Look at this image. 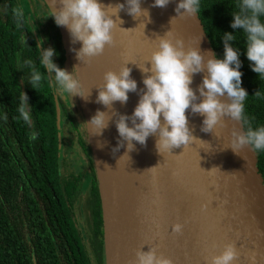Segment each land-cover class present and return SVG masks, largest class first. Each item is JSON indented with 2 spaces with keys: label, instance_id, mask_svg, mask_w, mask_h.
<instances>
[{
  "label": "water",
  "instance_id": "1",
  "mask_svg": "<svg viewBox=\"0 0 264 264\" xmlns=\"http://www.w3.org/2000/svg\"><path fill=\"white\" fill-rule=\"evenodd\" d=\"M46 2L51 12L61 6L59 0L58 6L53 5V0ZM99 2L105 6L126 4V0ZM178 2L170 0L161 8L152 6L154 0H141V8L150 15L137 19L121 10L118 16L123 24L117 16H112L117 20L112 32L113 44L106 45L103 54L82 61L72 51H78L81 43L73 44L68 30L57 26L65 58L68 64L72 63L85 98L90 93L87 101L82 99V114L101 203L105 264H130L142 246L141 251L153 247L158 256L172 259L173 264H210L211 257L221 254L229 243H235L239 253L232 264H264V181L257 154L246 147L237 155L228 148L233 131H246L242 121L225 117L223 126L205 133L201 131L204 117L189 109L188 124L196 140L187 148L181 146L172 152L159 153L155 146L158 137L149 136L145 146L134 141L135 150L129 156L125 154L127 142L115 154L112 152L119 139L115 126L118 116H112L108 128L99 136L91 134V126L87 124L97 109L109 115L114 109L131 116L139 92L145 87L139 67H151L148 60L158 48L159 37L167 32L166 38L173 43L182 40L185 50L198 47L206 58L207 53H215L198 15H177ZM29 21L42 51L30 16ZM126 63L132 69L131 78L137 82V92L128 93L126 104L114 102L113 109L96 103L104 73L119 72ZM205 74H195L190 85L198 97V86ZM19 83L22 95L25 90L21 75ZM202 99L199 97L196 102ZM221 99H226V95ZM54 100L60 149V106L57 97ZM128 123L132 126L131 121ZM152 167L155 168L145 171ZM213 167L218 169L210 171ZM176 223L183 225L181 234L172 231ZM32 261L36 264L34 257Z\"/></svg>",
  "mask_w": 264,
  "mask_h": 264
},
{
  "label": "trees",
  "instance_id": "2",
  "mask_svg": "<svg viewBox=\"0 0 264 264\" xmlns=\"http://www.w3.org/2000/svg\"><path fill=\"white\" fill-rule=\"evenodd\" d=\"M240 3L241 0H200L197 15L216 57L223 59L224 33H233L235 37L231 44L240 54L241 86L248 93L243 101L242 120L247 131L249 126L254 130L264 127V77L252 71L246 56V34L231 28L232 15L239 12ZM16 9H20L17 1L6 0V17L0 18V264H33V257L36 264H91L74 232L83 167L79 160H70L72 148L68 143L81 150L82 159L91 166L90 148L83 138L84 130L79 131L81 120L79 124L73 121L57 93L58 86L52 78L55 73L48 74L40 65L42 53L24 14L18 26ZM261 21L264 22V16ZM47 23L49 27L40 30L43 47L54 49L53 62L67 70L60 32L49 13ZM22 32L26 33L24 43ZM26 61H31L32 67L42 74L35 90L30 84L32 68ZM19 75L28 96L30 123L19 118ZM55 97L61 115L60 149ZM255 152L264 181V150ZM92 172L87 204L99 213L93 168ZM98 220L101 227L99 217Z\"/></svg>",
  "mask_w": 264,
  "mask_h": 264
},
{
  "label": "clouds",
  "instance_id": "3",
  "mask_svg": "<svg viewBox=\"0 0 264 264\" xmlns=\"http://www.w3.org/2000/svg\"><path fill=\"white\" fill-rule=\"evenodd\" d=\"M56 3L57 0H53V5ZM59 3L60 8L52 11L50 16L57 26L68 30L73 44L81 43L78 51L72 49L80 61L103 54L105 46L113 44L112 32L117 27V20L114 21L112 16H117L120 24H123L118 16L121 10H126L133 19L150 15L147 9L141 8V0H126V4L117 3L115 6L102 5L99 0H59ZM169 3L170 0H154L152 6L164 8ZM199 7L200 0H179L175 11L177 15L193 16L198 13ZM238 7L239 12L232 15L231 28L241 29L246 34V56L251 62L252 71L264 77V22L261 21L264 16V0H241ZM14 15L19 26L23 12L16 9ZM168 35L169 32L164 37H159L158 48L148 60L151 67H139L145 87L139 92L140 98L131 116L119 114L112 105L117 101L126 104L128 93L137 92V82L131 78L132 69L126 63L119 72L109 70L104 73V83L98 88L96 103L113 109V113L109 115V112L97 109L87 124L91 126V134L99 136L108 128L112 116H118L115 126L119 139L112 149L113 154L125 147L127 142L125 154L128 155L135 150L134 141L145 146L149 136L158 137L155 146L159 153L172 152L173 148L181 146L187 148L196 140L188 124L186 113L189 109L193 114L204 117L201 131L205 133L212 132L218 125L223 126L225 117L236 122L244 119L243 101L248 93L241 86L240 54L232 47L231 42L235 39L233 33H224L223 59L212 52L207 53L206 58L198 47L185 50L182 40L177 39L173 43L166 38ZM41 53L40 65L48 74L55 73L51 77L57 84L58 91L87 101L90 93L85 98L82 85L73 76V72L69 73L53 62L55 50L48 47ZM26 64L32 68L30 84L35 90L42 80V74L32 67L31 61H26ZM198 73H206L198 86L199 97H203L199 103L196 102L199 99L196 91L190 87L193 76ZM225 95L226 99L222 100L221 97ZM29 108L28 96L22 93L18 112L19 118L25 123H30ZM128 121H131L132 126H129ZM32 138L35 139V134ZM98 147L103 145L98 144ZM246 147L253 151L264 150V127L254 130L249 126L247 131H233L228 148L239 155ZM213 169L218 168L213 167L210 171ZM182 230L183 225L180 223L172 226L173 233L181 234ZM141 248L136 250V259L130 264H173L172 259L158 256L155 248L150 247L147 252L141 251ZM238 257L235 243H229L221 254L211 257L210 264H232Z\"/></svg>",
  "mask_w": 264,
  "mask_h": 264
},
{
  "label": "flooded vegetation",
  "instance_id": "4",
  "mask_svg": "<svg viewBox=\"0 0 264 264\" xmlns=\"http://www.w3.org/2000/svg\"><path fill=\"white\" fill-rule=\"evenodd\" d=\"M15 1L18 2L20 9L25 16L24 20L26 22V25L28 26L30 32L33 34L36 44L38 48L40 49L39 44H38V38H36V35L30 24L29 16L33 20V24L35 25V28L38 31L39 39H40V30L45 29L43 23L39 19L40 9H41L40 8L41 0H15ZM5 17H6V0H0V18L4 20ZM21 39H22V42L24 43L26 40V33L24 32L21 33ZM43 46L44 45L42 44V51L44 49ZM79 131H80V128H79ZM89 159H91L90 161L91 166L89 165V163H87L88 161L86 162L85 160H84L85 162L81 164V166L83 167L82 187H81V192H80V199L75 203V212H74L75 218L74 219H75L76 230L74 232L76 233V235H78V242L80 243V245L81 246L83 245L85 247L86 250L83 248L84 252L88 253L89 258H90V260L89 259L88 260L91 262V264H105L103 225H102L100 198H99V205H100L99 213H96V211L93 210L87 204L88 190H89L90 182L92 181L91 180L92 173H93L92 168L94 170L91 153L89 155ZM95 179H96V176H95ZM96 188L98 192L97 181H96ZM98 197H99V192H98ZM81 203L83 205V209H82L83 211L81 210V206H80ZM98 217L100 218V221H101V227H100ZM101 228H102V234H99V230Z\"/></svg>",
  "mask_w": 264,
  "mask_h": 264
},
{
  "label": "rangeland",
  "instance_id": "5",
  "mask_svg": "<svg viewBox=\"0 0 264 264\" xmlns=\"http://www.w3.org/2000/svg\"><path fill=\"white\" fill-rule=\"evenodd\" d=\"M40 8L41 9H40V18L39 19L43 23L44 28L46 29L48 27V25H49L47 23L48 13H49V15H51L52 12H51L50 6L46 2V0H41ZM70 63L67 64V67H66L67 71L69 73L73 72V76L77 79L75 69H74L72 63L71 64ZM57 93L61 95V98H62V100H63V102H64V104H65V106H66V108H67V110L69 112V114L71 115L73 121H75V122H77L79 124L80 120H81L82 124H80L81 125L80 131L84 130V132H85V121H84V118H83V121H82V117H81V116H83V114H82L83 113L82 98L79 97V96H77V97L71 96V94H67V93L62 94L58 90H57ZM83 138L85 139V141L88 142L89 138H88V135H87L86 132L83 134ZM68 146H70L72 148L70 150L71 153L69 154L70 160H72V161L79 160L80 164L84 163L85 161L83 159H81L82 158L81 150H79L78 148H75L73 146L72 142H69ZM80 164H76V165H80ZM76 172H77V170H76ZM83 179H84V177H83ZM80 206H81V210H82L83 209L82 203L80 204Z\"/></svg>",
  "mask_w": 264,
  "mask_h": 264
},
{
  "label": "bare ground",
  "instance_id": "6",
  "mask_svg": "<svg viewBox=\"0 0 264 264\" xmlns=\"http://www.w3.org/2000/svg\"><path fill=\"white\" fill-rule=\"evenodd\" d=\"M58 4H59V3L57 2V6H58ZM75 97H77V96H75ZM74 100H75V99H74Z\"/></svg>",
  "mask_w": 264,
  "mask_h": 264
}]
</instances>
